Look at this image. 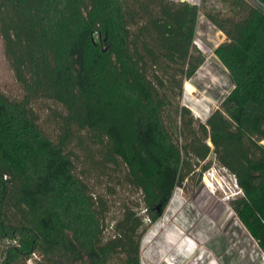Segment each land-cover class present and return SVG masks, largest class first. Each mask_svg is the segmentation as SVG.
Segmentation results:
<instances>
[{
  "label": "trees",
  "instance_id": "obj_1",
  "mask_svg": "<svg viewBox=\"0 0 264 264\" xmlns=\"http://www.w3.org/2000/svg\"><path fill=\"white\" fill-rule=\"evenodd\" d=\"M262 6L0 0L23 91L0 88V264L33 253V264H140L145 218L157 221L211 154L236 178L233 207L264 247ZM201 16L226 36L216 53L233 86L204 121L181 102L206 59ZM122 189L138 196L117 198Z\"/></svg>",
  "mask_w": 264,
  "mask_h": 264
},
{
  "label": "rangeland",
  "instance_id": "obj_2",
  "mask_svg": "<svg viewBox=\"0 0 264 264\" xmlns=\"http://www.w3.org/2000/svg\"><path fill=\"white\" fill-rule=\"evenodd\" d=\"M195 36L206 59L192 79L185 82L181 102L204 121L233 86L216 53L226 40L224 33L201 16ZM0 88L13 97H20L23 92L8 64L1 35ZM207 164L202 173L199 169L176 187L157 221L149 223L145 218L148 227L141 239L140 264H264V247L233 207L244 195L242 189L234 175L218 164L214 154ZM131 195L138 196L122 189L117 198ZM118 213L116 202L112 214ZM186 231L195 248L191 253L190 245L178 248Z\"/></svg>",
  "mask_w": 264,
  "mask_h": 264
},
{
  "label": "bare ground",
  "instance_id": "obj_3",
  "mask_svg": "<svg viewBox=\"0 0 264 264\" xmlns=\"http://www.w3.org/2000/svg\"><path fill=\"white\" fill-rule=\"evenodd\" d=\"M206 182H207L208 185H210V180H209V178H206ZM185 237H186V238L183 239V240L180 242L178 248H184L185 245H190L188 251L191 253L192 250H194L195 248H194V244L191 242L192 239L189 240V238H187V237H190V234H189L187 231H186V235H185Z\"/></svg>",
  "mask_w": 264,
  "mask_h": 264
},
{
  "label": "built area",
  "instance_id": "obj_4",
  "mask_svg": "<svg viewBox=\"0 0 264 264\" xmlns=\"http://www.w3.org/2000/svg\"><path fill=\"white\" fill-rule=\"evenodd\" d=\"M176 1H187L193 5H197V6H200L201 5V2L202 0H176ZM258 3V2H257ZM259 4V3H258ZM260 5V4H259ZM261 6V5H260ZM263 9H264V6H262ZM236 179V178H235ZM16 241H13V244H15ZM38 255L36 253H33V255L27 260V263L28 264H33L35 258H37Z\"/></svg>",
  "mask_w": 264,
  "mask_h": 264
}]
</instances>
